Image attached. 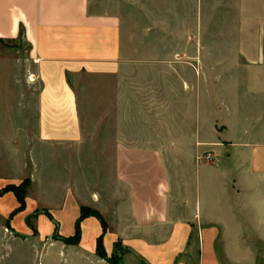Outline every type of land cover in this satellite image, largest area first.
Instances as JSON below:
<instances>
[{
  "label": "crops",
  "instance_id": "crops-1",
  "mask_svg": "<svg viewBox=\"0 0 264 264\" xmlns=\"http://www.w3.org/2000/svg\"><path fill=\"white\" fill-rule=\"evenodd\" d=\"M206 1L234 17L230 94L209 87L227 58L201 56L213 51ZM130 6L138 82L127 76ZM18 37L37 88L31 120L0 111V188L28 161L39 194L55 189L57 199L37 213L27 198L0 224V264H255V245L264 246V0H0V41ZM17 207L7 193L0 216ZM81 208L106 230L92 215L78 221Z\"/></svg>",
  "mask_w": 264,
  "mask_h": 264
},
{
  "label": "rangeland",
  "instance_id": "rangeland-1",
  "mask_svg": "<svg viewBox=\"0 0 264 264\" xmlns=\"http://www.w3.org/2000/svg\"><path fill=\"white\" fill-rule=\"evenodd\" d=\"M205 8L206 28L208 30V37L206 39L208 45H213V51L208 55L207 53L202 51L201 56H203V59L206 56V59H214L215 61L221 58H227L225 68L223 69L225 71H223L224 75L222 76V80L215 85L210 81L213 84L209 87H211L212 90L217 88H225V90L230 94L227 85L229 79H227V77H229L231 73L232 76L230 78H236V74L238 73L237 69H235V67L233 66L235 54L231 49L234 45L235 40L234 36L232 35V30L234 27V17L231 15V13L225 11L223 6L216 5L212 1H206ZM201 15L203 20V12L201 13ZM123 17L126 21V43L128 47V61L129 64L132 65V67L128 69L127 76L128 78H132V80H136V82H138V7H127V9L124 11ZM198 19H201L200 15L198 16ZM202 20L201 22H197L198 25H203L204 22ZM214 33L221 35H216L215 37L213 35H210ZM201 39L203 40V37ZM26 55L27 46L22 41L21 37H18L12 41L2 42V44L0 45V111L7 110L9 113L13 114V116L8 119L15 121L16 124H21V122L26 119L31 120L34 113L33 110L37 86L33 85L32 83H30L31 85L29 84L28 68L26 67L25 63ZM213 71L214 69L208 68V76L210 73H213ZM218 71L221 72L222 70ZM216 105L220 107L219 103H217ZM219 110L221 111V108H219ZM206 154L212 156L213 159V155L211 153L208 152ZM39 173L40 172L38 168L34 170L32 168V165L27 161V164L24 167L23 171H14V175L19 176V180L5 184L4 187L0 188V190L6 188V186H18L23 181L28 180L29 185L26 189V194L24 197V208L25 201L27 198H29V200H33L35 202V205L37 206V213H39L43 207L53 210L55 201L57 199L55 189H53L48 195H40L39 191H37L39 186ZM50 183L53 184V181ZM7 193L2 194L0 196V199H2ZM9 215L7 217L0 216V224H6ZM13 217L14 215L12 216V218ZM33 221V216H31L28 219V222L32 224ZM41 231L44 232V229L42 228ZM61 231H65V229ZM4 234H7V237H9L10 234L16 237V235H14V233H11L9 230L7 233L6 231H4ZM31 236H35V231L33 229ZM255 248V264H264V246L255 245ZM19 256L20 254L15 251L9 260L12 261L13 259H17L19 258ZM35 260L37 262V256Z\"/></svg>",
  "mask_w": 264,
  "mask_h": 264
},
{
  "label": "trees",
  "instance_id": "trees-1",
  "mask_svg": "<svg viewBox=\"0 0 264 264\" xmlns=\"http://www.w3.org/2000/svg\"><path fill=\"white\" fill-rule=\"evenodd\" d=\"M2 44V42L0 41V45ZM29 185V181L26 180V181H23L20 185L18 186H6V188L4 189H1L0 190V196L2 194H5L7 192H10L13 194V196L15 197L17 203H18V207L15 208L9 215L7 221H6V225L9 224V221L10 219L12 218L13 215H15L16 213H19L21 212L23 209H24V197H25V194H26V189ZM42 213H46L45 211H40ZM89 215H92L94 217H96L100 223H101V226H102V232H104L106 230V225H105V222L104 220L100 217V215L98 213H96L95 211H90L89 209H86V208H81L80 209V217L78 219V221L80 219H83L84 217L86 216H89ZM78 221L75 225V234H74V240L76 239L77 237V233H78ZM57 239H61L62 241H65V242H70L71 241V238H68V239H62L60 237H57ZM96 251L99 255V257L103 258V259H106V255L104 253V250L102 248V245H101V237L98 238L97 240V245H96ZM107 261H109V259H107Z\"/></svg>",
  "mask_w": 264,
  "mask_h": 264
},
{
  "label": "built area",
  "instance_id": "built-area-1",
  "mask_svg": "<svg viewBox=\"0 0 264 264\" xmlns=\"http://www.w3.org/2000/svg\"><path fill=\"white\" fill-rule=\"evenodd\" d=\"M200 159L204 161H210L212 160V156L205 154V155H202Z\"/></svg>",
  "mask_w": 264,
  "mask_h": 264
}]
</instances>
